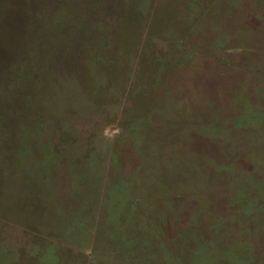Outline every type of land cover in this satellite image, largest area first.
Masks as SVG:
<instances>
[{
	"label": "rangeland",
	"instance_id": "1",
	"mask_svg": "<svg viewBox=\"0 0 264 264\" xmlns=\"http://www.w3.org/2000/svg\"><path fill=\"white\" fill-rule=\"evenodd\" d=\"M14 1L0 264H264V0Z\"/></svg>",
	"mask_w": 264,
	"mask_h": 264
},
{
	"label": "trees",
	"instance_id": "2",
	"mask_svg": "<svg viewBox=\"0 0 264 264\" xmlns=\"http://www.w3.org/2000/svg\"><path fill=\"white\" fill-rule=\"evenodd\" d=\"M3 1H5V0H0V2H3ZM19 0H17V1H14L17 5H18V2ZM16 15H20V13L18 12V11H14L13 13H12V16H13V20H14V23H11L10 24V27H11V30H22V29H24V28H26L27 26H24V20L22 19H20V20H16ZM0 25H4V24H1L0 23ZM38 25V24H37ZM16 44L17 43V41L15 40V41H12V44ZM25 49H27V46H26V48Z\"/></svg>",
	"mask_w": 264,
	"mask_h": 264
}]
</instances>
